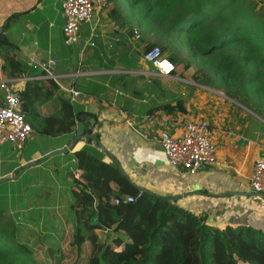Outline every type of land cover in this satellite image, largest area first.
Segmentation results:
<instances>
[{
    "label": "trees",
    "instance_id": "1",
    "mask_svg": "<svg viewBox=\"0 0 264 264\" xmlns=\"http://www.w3.org/2000/svg\"><path fill=\"white\" fill-rule=\"evenodd\" d=\"M107 1L112 4L108 10L111 18L128 21L120 0ZM126 2L127 10L136 11V20L166 38L167 44L182 37L193 42V53L213 60L211 77L199 76L189 74L188 59L171 52L167 56L176 66L173 76L222 88L232 98L241 97L240 104L264 119V0ZM129 32L133 36L131 28ZM153 45L148 43L145 49ZM11 47L0 39L2 69L8 77L27 75L28 66L10 52ZM20 97L26 120L41 135L73 134L77 126L83 130L82 114L93 117L97 124V117L76 110L51 78L25 82ZM149 111L177 116L189 113L190 108L170 94ZM84 132L92 134L93 130ZM95 136L100 140L99 134ZM105 154L91 139L71 152L74 165L83 169L81 178L74 180L69 205L75 221L59 245L45 248L50 264H264V229L247 224L210 225L206 213L190 211L137 187L114 160H104ZM125 194L139 196L133 202L116 204L115 198ZM91 209L95 210L93 216ZM16 224L0 208V264H43L34 247L19 239ZM100 231L108 232L105 240L100 239Z\"/></svg>",
    "mask_w": 264,
    "mask_h": 264
},
{
    "label": "crops",
    "instance_id": "2",
    "mask_svg": "<svg viewBox=\"0 0 264 264\" xmlns=\"http://www.w3.org/2000/svg\"><path fill=\"white\" fill-rule=\"evenodd\" d=\"M61 1L0 0V39L13 45L10 52L28 66L27 75L40 74L32 70L33 62L48 59L57 62L54 72L69 75L62 77L63 86H71L80 93L72 100L74 108L97 117L92 134H99L106 152L104 160L119 164L137 187L175 201L190 211L206 213L210 225L223 228L227 224H247L264 229V194L253 192L249 186L254 159L264 152L262 124L247 117L244 128L237 127L240 133L232 137L217 132L220 129L209 122L213 142H216L217 164L197 172L170 166L150 137L165 128L174 132L182 118L150 112L149 108L165 100L155 99V94L164 96L163 91L156 85L134 83L138 80V71H143V78H146L144 74L153 72L144 62L141 51L136 50V40L129 32L130 28L133 34L135 29L140 32L131 22L127 23L134 19V10H127V2L126 9L121 5L128 20L123 23L120 16L113 19L105 9L96 11L91 22L80 26L78 42L68 46L63 40ZM109 5L112 7L111 3ZM3 56L4 50L0 51V80L24 76L8 77L2 69ZM13 84L18 89L25 85L17 80ZM154 88L155 93L149 94ZM62 91L70 98L69 93ZM3 98L0 88V104ZM34 133L19 151L11 144H0V183L15 181L18 184L24 171L17 175V170L23 164L50 151L69 147V160H64L60 166L66 168L65 175L70 181L69 169L74 166L71 152L86 142L76 140L72 144L73 132L56 136L59 138L53 146L41 150L35 146ZM39 182L42 186L41 180ZM70 182L73 187L75 181ZM39 194V198L48 195L45 190H40ZM34 209L29 202V214Z\"/></svg>",
    "mask_w": 264,
    "mask_h": 264
},
{
    "label": "rangeland",
    "instance_id": "3",
    "mask_svg": "<svg viewBox=\"0 0 264 264\" xmlns=\"http://www.w3.org/2000/svg\"><path fill=\"white\" fill-rule=\"evenodd\" d=\"M120 3L123 8H127L125 7L126 0H120ZM110 7L111 5L108 3L105 8L106 12ZM226 13L224 12V14ZM231 13H233V10H231ZM128 14L132 18L129 12H127V16ZM133 14L135 15L134 19L132 18L127 23L131 22L132 25L140 29L141 39L136 40V50L141 51L140 55H142L148 43L162 45L165 48L163 49L165 55L175 52L180 59H188L191 62V67L188 70L189 74L211 75L213 60L202 58L193 53L191 49L193 42L184 41L181 37L171 39L167 44L166 38L156 34L144 21L139 24L136 22L135 10ZM142 72H137L139 73V75L137 74L138 80L134 83H137L138 86L156 85L158 90L163 91L164 96L157 97L155 94V99L162 101L169 94H173L177 98H181L184 105L190 108L187 114L178 113L182 121L206 119L213 123L215 129H220L221 132H217L232 137L240 133L237 127L244 128L247 119L250 117L253 118L254 122L262 124L264 127L263 118L240 104L241 97H238V99L232 98L222 88H216L207 83L206 85L194 83L176 76L156 77L148 82L146 78L142 77ZM217 79L214 78V82L218 84ZM256 103L258 104L259 101H256ZM33 137L35 138V146L41 150L53 146L59 138L44 136L36 132ZM61 138L67 140L64 137ZM64 160H69L68 153L53 155L38 164L27 168H19L17 175L23 171L24 174L22 173L23 177L18 184L15 181L0 183V208L4 209L3 211L6 214L9 213L8 215L11 218H14L18 227L19 239L34 247L37 260L43 264H50L45 248L48 245H59L62 241L61 236L74 225L75 221L73 215L69 213V205L73 200L71 192L74 194L75 190L71 187L72 182L67 180L64 170L66 168L60 166ZM40 180L43 183L42 186ZM40 190L47 191V197L39 198ZM29 202L35 207L31 214H29ZM90 213L93 216L95 210L91 209ZM107 234L106 231H100V239L105 240Z\"/></svg>",
    "mask_w": 264,
    "mask_h": 264
},
{
    "label": "built area",
    "instance_id": "4",
    "mask_svg": "<svg viewBox=\"0 0 264 264\" xmlns=\"http://www.w3.org/2000/svg\"><path fill=\"white\" fill-rule=\"evenodd\" d=\"M107 5V0H62L60 8L64 18L62 26L64 43L68 46L76 44L79 40L80 26L91 22L94 13L105 9ZM133 37L135 40L141 39L140 32L135 29ZM142 57L153 68V72L144 74L148 82L156 77L173 76L176 66L159 45L144 49ZM56 65L57 62L54 59L33 62L32 70L39 71L40 74L38 76L24 75L16 80L25 84L31 79L51 78L60 89L69 93L70 99L73 100L80 93L71 86H63L62 77L69 75L54 72ZM16 80H0L4 97L3 103L0 104V144H11L19 151L32 135L33 128L25 118L20 97L21 89L13 84ZM150 141L161 149L167 163L175 168L197 172L215 166L218 162L212 127L206 119L182 121L177 124L174 132L166 128L157 130L151 135ZM73 162L75 163L74 159ZM69 173L70 181L78 180L83 174V169L74 165L70 167ZM249 186L253 192L264 194V152L254 159ZM138 196L139 194L136 196L125 194L122 197H116L115 203L133 202Z\"/></svg>",
    "mask_w": 264,
    "mask_h": 264
},
{
    "label": "water",
    "instance_id": "5",
    "mask_svg": "<svg viewBox=\"0 0 264 264\" xmlns=\"http://www.w3.org/2000/svg\"><path fill=\"white\" fill-rule=\"evenodd\" d=\"M80 119L83 121L84 129L81 130L79 126L76 127L75 136H74L73 140L71 141V143L73 144L76 140H81L82 142H86L87 139H91V144L94 147L99 148L102 151H105L103 144L100 142V140L94 134L84 132L87 129L92 128L95 125V119L93 117L87 116L86 114H82L80 116ZM71 143H70V145H71ZM67 152H68V149H56V150L50 151L47 154L41 156L40 158H37L36 160H32L30 162H27L26 164H23L21 166V168L30 167V166L35 165L38 162L43 161V160H45V159H47L53 155H57V154H61V153H67ZM117 166H118V168H120L123 171L122 167L119 164ZM259 194L263 195L262 193H259ZM263 200H264V197H263Z\"/></svg>",
    "mask_w": 264,
    "mask_h": 264
},
{
    "label": "clouds",
    "instance_id": "6",
    "mask_svg": "<svg viewBox=\"0 0 264 264\" xmlns=\"http://www.w3.org/2000/svg\"><path fill=\"white\" fill-rule=\"evenodd\" d=\"M68 149V151H69V149H70V147L69 148H67ZM73 159V158H72Z\"/></svg>",
    "mask_w": 264,
    "mask_h": 264
}]
</instances>
